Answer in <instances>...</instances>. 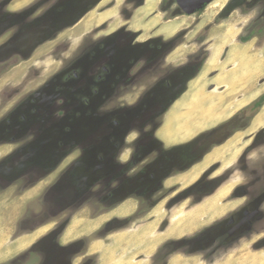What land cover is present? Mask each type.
Here are the masks:
<instances>
[{
  "label": "rangeland",
  "instance_id": "1",
  "mask_svg": "<svg viewBox=\"0 0 264 264\" xmlns=\"http://www.w3.org/2000/svg\"><path fill=\"white\" fill-rule=\"evenodd\" d=\"M108 1L114 6L99 13ZM140 1L106 0L28 59L13 61L0 71V101L26 82L5 105L10 108L61 70L80 46L100 37L91 32L94 26L110 21L111 31L125 25L139 43L168 44L172 51L164 66L198 56L195 73L157 120L160 128L154 135L165 147L190 145L182 155L168 158L170 165L182 159L184 173L164 182L150 212L134 214L133 201L103 214L92 199L52 210L48 223H42L47 215L42 213L27 215L20 224L54 175L20 195L9 189L0 194V264L55 228L63 230L60 243L75 242L73 248L83 250L73 264H134L144 255L151 264H168L172 256L181 259L174 264H264V104L250 110L264 95V1L239 8L229 0H214L190 16L163 12V0H144L136 8ZM10 4L18 10L20 0ZM141 91L126 95L125 101L133 102ZM136 136L132 133L128 141ZM130 154L127 149L122 159ZM231 216L235 226L230 228ZM39 261L32 255L25 264Z\"/></svg>",
  "mask_w": 264,
  "mask_h": 264
},
{
  "label": "flooded vegetation",
  "instance_id": "2",
  "mask_svg": "<svg viewBox=\"0 0 264 264\" xmlns=\"http://www.w3.org/2000/svg\"><path fill=\"white\" fill-rule=\"evenodd\" d=\"M11 1H0V71L19 58L28 59L106 0H20L18 10H11ZM184 1L191 8L187 2L200 0ZM256 1L229 0V5L240 8L264 0ZM162 4H167L163 12L190 16L177 0ZM108 5L99 13L112 8L113 1ZM110 23L90 29L101 33L100 37L80 46L61 70L10 108L5 105L26 88V82L13 87L0 101V111L4 110L0 116V194L13 188L20 195L55 177L34 197L38 205L26 210L20 224L27 215L46 213L47 218L54 209L85 205L92 199L103 214L133 201L134 214L150 212L164 182L185 171L182 159L170 165L168 158L182 155L190 145L165 147L154 135L167 104L182 95L189 75L195 73L198 56L164 66L172 51L168 44L139 43L136 32L125 30V25L108 31ZM140 89L133 102L125 101L126 95ZM132 133L137 136L128 141ZM127 149L131 154L123 160ZM82 199L83 204L78 203ZM44 219L42 223H48ZM233 226L231 216L228 227ZM62 231L52 229L1 264H25L32 255L39 257L38 264H73L83 250L73 248L75 242L60 243ZM87 256L89 252L83 258Z\"/></svg>",
  "mask_w": 264,
  "mask_h": 264
},
{
  "label": "water",
  "instance_id": "3",
  "mask_svg": "<svg viewBox=\"0 0 264 264\" xmlns=\"http://www.w3.org/2000/svg\"><path fill=\"white\" fill-rule=\"evenodd\" d=\"M213 1L214 0H200L199 2H187V4L191 6V8H188L184 5V3H186L184 0H177L178 4L182 7L187 15L194 14L196 11L201 10L204 6L211 4ZM175 101V99H172L171 102L167 104V108L170 107ZM232 220L233 219H231V221Z\"/></svg>",
  "mask_w": 264,
  "mask_h": 264
},
{
  "label": "crops",
  "instance_id": "4",
  "mask_svg": "<svg viewBox=\"0 0 264 264\" xmlns=\"http://www.w3.org/2000/svg\"><path fill=\"white\" fill-rule=\"evenodd\" d=\"M145 4H146V2H145ZM144 7V6H143ZM107 20H110V19H107ZM221 84H223V81H221L220 82ZM187 142V141H186ZM182 143V142H181ZM184 143V142H183ZM174 144H177V143H174ZM91 254V253H90ZM144 254V253H143ZM142 254V255H143ZM113 258V257H112ZM111 258V259H112ZM128 259V258H127ZM144 261H146L147 263H149L148 262V258L146 257V255H144V256H141V258L139 259V260H136L135 261V263L134 264H139V263H141V262H144ZM178 261H180L181 262V259H179V258H175V256H172L170 259H169V262H168V264H174V263H178ZM110 262V261H109ZM149 264H151V263H149Z\"/></svg>",
  "mask_w": 264,
  "mask_h": 264
},
{
  "label": "trees",
  "instance_id": "5",
  "mask_svg": "<svg viewBox=\"0 0 264 264\" xmlns=\"http://www.w3.org/2000/svg\"><path fill=\"white\" fill-rule=\"evenodd\" d=\"M249 40H250V37H247V38L243 39L242 42H247ZM263 104H264V95L261 96L256 102L253 103L251 109L252 110L259 109Z\"/></svg>",
  "mask_w": 264,
  "mask_h": 264
},
{
  "label": "bare ground",
  "instance_id": "6",
  "mask_svg": "<svg viewBox=\"0 0 264 264\" xmlns=\"http://www.w3.org/2000/svg\"><path fill=\"white\" fill-rule=\"evenodd\" d=\"M99 22H100V21H99ZM261 121H262V119L260 120V118H259L257 122H261Z\"/></svg>",
  "mask_w": 264,
  "mask_h": 264
}]
</instances>
